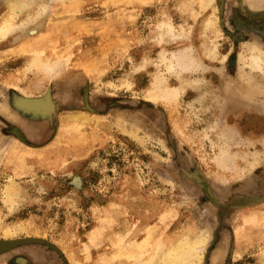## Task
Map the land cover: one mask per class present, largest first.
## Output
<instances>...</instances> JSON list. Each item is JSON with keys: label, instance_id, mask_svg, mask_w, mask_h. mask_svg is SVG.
I'll use <instances>...</instances> for the list:
<instances>
[{"label": "rangeland", "instance_id": "rangeland-1", "mask_svg": "<svg viewBox=\"0 0 264 264\" xmlns=\"http://www.w3.org/2000/svg\"><path fill=\"white\" fill-rule=\"evenodd\" d=\"M221 1H26L0 41V264H134L186 237V264H264V0Z\"/></svg>", "mask_w": 264, "mask_h": 264}, {"label": "bare ground", "instance_id": "bare-ground-1", "mask_svg": "<svg viewBox=\"0 0 264 264\" xmlns=\"http://www.w3.org/2000/svg\"><path fill=\"white\" fill-rule=\"evenodd\" d=\"M26 1L27 0H8L7 1V6H8L7 17H4L0 22V41L5 40L11 34V32H13V28H16V26L12 25V21L18 16L19 13H21L26 8V6H27ZM200 1L204 4V6L212 5L211 3L213 2V0H200ZM47 8H49V7H47ZM41 9L42 10L40 11V14L42 12H44V10H46L44 7H41ZM47 11H48V9H47ZM40 14L38 17H40ZM38 17H36L37 20H38ZM211 17H213V16H211ZM31 19H30V21H31ZM35 20L36 19L34 18V22H35ZM31 24H33V22ZM168 29H169V27H166V30H168ZM14 31H15V29H14ZM33 31H31V32H33ZM253 52H254V49H252L251 54H253ZM27 65H28L29 69L37 70L38 72L45 73L46 75H49L52 73L54 74L56 72V70H55L56 64L53 65V63H50V62L49 63H45V62L43 63L39 60V58L37 56L30 58ZM250 65L252 66V68L258 69L260 67L259 54H255V55L253 54L250 57ZM187 67H188V64L186 61H184L182 63L181 68L184 69ZM160 88H162V87H160ZM161 91L162 90H160L159 92L157 91V92L153 93L150 97V100L152 101V100H157L158 98H166V96L171 97V95H172V93H170L169 91H165V90L162 92ZM175 95H176V93H175ZM32 107H34L33 110H35V111L39 110V109H37L39 107H42L44 110L47 109L46 105L43 103H41L40 106H36V105L32 104ZM14 190L15 189L12 186V184L8 185V187L6 189V198L8 200H10L14 196ZM204 243H205L204 237L198 238L195 242L191 241V239L189 237H186L185 239H179L176 242L169 241L168 243H164V242L160 241L159 243L156 244V248L154 249L153 253L149 255V258L147 261H144V262L138 261L134 264H186V263H193L194 261L199 260V256L197 254V251L199 248L201 249L204 246Z\"/></svg>", "mask_w": 264, "mask_h": 264}]
</instances>
